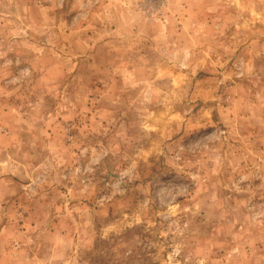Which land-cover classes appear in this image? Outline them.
Here are the masks:
<instances>
[{"label": "rangeland", "instance_id": "obj_1", "mask_svg": "<svg viewBox=\"0 0 264 264\" xmlns=\"http://www.w3.org/2000/svg\"><path fill=\"white\" fill-rule=\"evenodd\" d=\"M0 264H264V0H0Z\"/></svg>", "mask_w": 264, "mask_h": 264}]
</instances>
